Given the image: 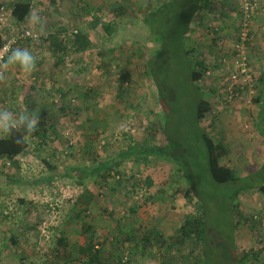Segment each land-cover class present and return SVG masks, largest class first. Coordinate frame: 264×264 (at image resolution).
Wrapping results in <instances>:
<instances>
[{"label":"rangeland","instance_id":"rangeland-1","mask_svg":"<svg viewBox=\"0 0 264 264\" xmlns=\"http://www.w3.org/2000/svg\"><path fill=\"white\" fill-rule=\"evenodd\" d=\"M12 1L0 0L8 8ZM163 1L32 0L26 22L36 37L16 47L33 53L36 69L28 75L9 67L0 80V107L17 115L25 107L37 110L46 135L40 147L38 138L27 139L28 149L15 162L0 158V264H80L86 256L78 248L90 238L93 250L102 259L109 256L110 264H195L200 245L182 247L170 238L186 216L197 215L199 204L210 236L206 250L217 256L210 264H223L219 257L226 258L230 244L238 257L248 254L243 264H264V194L256 188L264 129L254 121L260 118L256 97L264 70L262 4L250 13L244 46L249 77L231 81L244 0H199L186 44L206 67L197 83L210 110L196 126L194 95L173 54L158 59L166 60L162 81L173 89L165 95L167 122L146 74L145 59L160 47L146 23H152L153 35L170 32L177 6L189 10L192 5L173 0L165 23L160 16L145 20ZM33 13L43 20L42 32L29 23ZM252 17L258 19V35L250 33ZM94 19L100 21L95 26ZM102 23H111V34ZM79 31L90 41L85 51L74 49ZM161 123L171 137L167 155L174 163L151 156L126 159L117 168L121 173L111 171L105 180L70 175L71 167L134 148L154 127L158 140L156 124ZM199 127L227 147L221 162L235 171L234 183L212 180ZM63 171L68 175L48 178ZM189 179L196 197L186 195ZM83 224L91 225L89 233L82 231ZM59 237L66 239L63 250H57Z\"/></svg>","mask_w":264,"mask_h":264},{"label":"trees","instance_id":"trees-1","mask_svg":"<svg viewBox=\"0 0 264 264\" xmlns=\"http://www.w3.org/2000/svg\"><path fill=\"white\" fill-rule=\"evenodd\" d=\"M172 2L173 0L163 1L155 9L149 11L148 14L144 16V19H150L153 22L155 17L160 16L159 18H161L162 23H165V20L167 21L168 19L166 15V9L171 7ZM191 2L192 5L189 10L180 9L179 6H177L178 8L175 7V9L177 8V10L175 11L173 16L174 23L172 25V28L169 30L170 32L162 29L157 33V35H153L151 30L152 23L150 24V22L147 21L148 23L146 24L150 32L151 40L159 43L160 47L158 49H155L152 54L148 55V57L145 59V65L146 74L150 77L154 86L156 87L159 107L162 110V115H164L167 122L168 118L166 114L168 110V104L165 100V95L166 93L169 94V92L173 91V89L163 83L164 80L162 78L167 73L166 70L168 68L166 66V60L163 58L165 54H168V57H171L173 54V56L178 61L179 68H182L184 76L188 79L189 87L186 89L189 92L192 91L194 95V98L191 99V102L194 107V121L197 124L196 126H198V124H200L203 118L206 116L207 112H209L210 103L206 99L205 93L201 91L197 83L205 73L206 67L204 65V62L194 54L195 51L193 47L186 44V36L191 31V23L197 10L199 9V0H191ZM9 8L13 21L16 24L28 27L26 17H28L31 11L32 0H14L10 2ZM99 22V19H94V22L91 25L95 26ZM101 27L107 34H111V32L113 31V26L111 25V23H102ZM74 37L75 38L73 42L75 47L74 49L76 51H85L89 48L90 41L87 38L86 33L79 31L75 34ZM161 56L163 57V60H158L161 58ZM121 78L126 80L125 75L121 76ZM160 81H162V83ZM165 125L166 124L163 123L156 124V129L160 132V137L158 140L155 136L154 127L152 131H150L148 137L142 139L140 143H136L134 145V148L130 147V149L115 150L114 153L106 156L105 158H96V160L90 165L71 167L70 175H77L76 177L79 180L83 177L92 178L96 176L101 180H105L107 179L111 171H115L117 174H120L121 171L117 170V168L126 159H132L133 161L139 162L147 161V159L151 156L158 157L159 159H163L169 163H174L167 155V153L170 152V148L172 147V142L170 139L171 137L167 135L168 130L166 129ZM45 132V128L42 125L38 124L37 130L31 136L39 139V147L44 144L43 140L46 135ZM197 133L198 136L201 137L203 144L205 145L206 162L212 180L217 184H226L230 182L234 183L236 180L235 171L221 162V157L224 155V153L227 152V147L220 141L215 142L210 137V135L205 133L200 127L197 128ZM27 149V139L24 144L17 145L14 143L13 138L0 137V158H7L11 162H15V157L24 153ZM257 172H259L261 180L256 188L260 193L264 194V160ZM66 175H68V171L55 173L48 178ZM186 177L184 178L185 180ZM8 179L13 180L10 177H8ZM151 183V179L147 177L146 184L150 185ZM190 183L192 182H190L189 179V182L187 183L189 188L186 191V195H189L191 193V195L196 197V193L193 192V188L191 187ZM81 227L84 233H89V230L92 229L91 225L89 224H83ZM207 231L208 229L204 219L203 207L199 204L197 208V215L191 217L186 216L183 219L182 224L179 226L176 234L170 238V242L175 244L178 243V245L182 247L186 243H188V245L191 242L198 243L200 247L197 249V253L195 255V264H210L209 262L211 261V258H216L217 256L211 254L210 252H208V250H206V247H208V238H210L209 231L208 234ZM128 238L130 240L136 241V239L134 237H131V235H129ZM162 242L166 244L167 240H162ZM57 245V250H59V248H62L63 250L66 246V239L59 237L57 239ZM234 248L235 245L231 246L230 244L229 248L226 250V252H228L226 258L219 257L220 259H222L223 264H243L247 260L248 254H244L242 255V257H238L234 253ZM93 249L94 245L93 243H91V238L87 244H85L84 246L82 245L78 248L80 254L86 256L84 260H81L80 264H110L109 259L111 258L109 256H106L104 257V259H102L99 257V251ZM160 264L174 263L167 261L161 262Z\"/></svg>","mask_w":264,"mask_h":264},{"label":"clouds","instance_id":"clouds-1","mask_svg":"<svg viewBox=\"0 0 264 264\" xmlns=\"http://www.w3.org/2000/svg\"><path fill=\"white\" fill-rule=\"evenodd\" d=\"M33 28L43 31L42 18L33 13L29 17ZM6 55V59H5ZM37 58L28 48H9L5 54H0V80L5 79L4 73L9 67H18L19 70L30 75L36 69ZM39 116L37 110L29 111L27 107L18 115L5 107H0V137L13 138L14 143L22 145L26 139L31 138L37 130Z\"/></svg>","mask_w":264,"mask_h":264},{"label":"built area","instance_id":"built-area-1","mask_svg":"<svg viewBox=\"0 0 264 264\" xmlns=\"http://www.w3.org/2000/svg\"><path fill=\"white\" fill-rule=\"evenodd\" d=\"M255 6V0H244L241 5L239 28L237 30L236 40L233 47L235 57L233 59L234 70H232L230 74L231 81H236V79L241 76H244L243 80H246L249 77L247 75L244 46L248 39L250 13ZM214 29L216 30V28ZM35 37L36 36L28 27L13 22L10 8L3 3L0 4V54H5L9 48H15L23 39H35Z\"/></svg>","mask_w":264,"mask_h":264},{"label":"crops","instance_id":"crops-1","mask_svg":"<svg viewBox=\"0 0 264 264\" xmlns=\"http://www.w3.org/2000/svg\"><path fill=\"white\" fill-rule=\"evenodd\" d=\"M257 2L260 5L262 4L260 10L264 11V0H259V1L256 0V6H257ZM260 15H262V14L259 13V14H256L255 16H260ZM253 18L254 17H252V20H251L252 22H251L250 33H251V35H255V33H256V35H258L259 24L256 22V20H258V19L254 18V20H253ZM261 74L262 75H260V79H259L261 82V87H260V91H258L257 97H256V100L258 101V105H259L258 107L260 110V111L256 110V115L258 114L260 116V118H258V119L254 118V121L257 122V125H256L257 127L259 124H262L263 125L262 129H264V107L260 108L261 100L264 97V70L261 72Z\"/></svg>","mask_w":264,"mask_h":264}]
</instances>
